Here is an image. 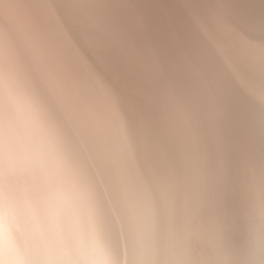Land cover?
I'll return each mask as SVG.
<instances>
[{"label": "clouds", "instance_id": "obj_1", "mask_svg": "<svg viewBox=\"0 0 264 264\" xmlns=\"http://www.w3.org/2000/svg\"><path fill=\"white\" fill-rule=\"evenodd\" d=\"M224 59L213 43L209 95L264 128V94L237 93ZM160 125L153 164L130 165L102 108L59 118L0 44V264H264V160L233 176L179 100Z\"/></svg>", "mask_w": 264, "mask_h": 264}, {"label": "bare ground", "instance_id": "obj_2", "mask_svg": "<svg viewBox=\"0 0 264 264\" xmlns=\"http://www.w3.org/2000/svg\"><path fill=\"white\" fill-rule=\"evenodd\" d=\"M5 43L56 116L102 108L130 165L153 164L162 110L177 100L233 176L264 160V128L235 98L209 95L206 72L217 43L237 93L264 94V0H0ZM237 204L227 196L225 215Z\"/></svg>", "mask_w": 264, "mask_h": 264}]
</instances>
